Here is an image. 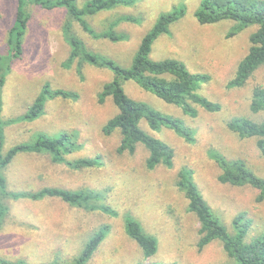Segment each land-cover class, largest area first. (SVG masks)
<instances>
[{"label":"rangeland","instance_id":"374dc122","mask_svg":"<svg viewBox=\"0 0 264 264\" xmlns=\"http://www.w3.org/2000/svg\"><path fill=\"white\" fill-rule=\"evenodd\" d=\"M24 1L21 17L27 16L28 21L20 36L21 52L16 54L7 44L11 27H21L14 21L16 1L0 0L3 150L31 144L37 136L58 138L68 133L65 142L72 143L74 149L66 159L97 158L98 164L72 170L64 164L51 163L47 155L19 154L4 172L7 189L14 193L42 188L92 192L100 198L99 205L112 214L84 212L58 199L7 200V217L0 228V259L25 264H73L92 234L104 226L105 238L88 264H233L217 240L199 250V224L186 211L187 202L176 183L182 170L190 172L203 199L230 235L235 233L231 221L241 212L250 220L247 241L264 233V201H255L257 191L219 183L220 171L210 157L212 154L228 161H243L256 176L264 178V157L256 147V139H240L226 128L234 117L262 118L251 115L249 105L253 88L264 87L263 67L242 88L226 87L248 52L249 36L255 27L230 35L233 22L200 25L194 17L200 0H121L123 3L114 10L82 17L93 33L83 31L77 21L68 22L73 36L92 52L128 68L141 38L156 18L172 9H184L183 17L170 27L169 33L153 43L149 59L172 58L190 74L205 75L207 81L198 84L195 93L220 104L221 110L207 113L197 107L196 118H190L180 108L141 90L133 81H123L122 88L129 99L179 119L193 133V143L187 144L172 131L162 128L152 132L143 122V130L174 151L171 169L160 166L147 170L148 153L141 145L131 155L117 154L119 133L107 136L102 131L117 113L110 98L98 103L103 85L112 80L113 74L106 68L89 65L79 73L77 61L67 68L69 47L62 37V26L67 21L65 10L44 9ZM87 1L74 0V5L82 9ZM109 31L120 40L111 42L101 37ZM44 84L70 96L47 99L41 115L32 121H21V115L37 100ZM127 217L156 239L153 257L145 259L126 235Z\"/></svg>","mask_w":264,"mask_h":264},{"label":"trees","instance_id":"16d2710c","mask_svg":"<svg viewBox=\"0 0 264 264\" xmlns=\"http://www.w3.org/2000/svg\"><path fill=\"white\" fill-rule=\"evenodd\" d=\"M15 1L17 12L14 21L21 27H11L8 31L7 44L17 54L21 52L22 40L20 36L28 17H21V7L25 1ZM28 1L44 9L62 8L63 11L65 10L67 21L62 26V37L69 47L67 68L77 61L76 67L79 73L84 65H89L106 68L113 74L112 80L103 85L98 96V103L102 104L110 98L117 110V113L102 128L104 135L107 136L115 131L119 133L120 144L116 150L117 154L131 155L135 152L137 145H141L148 153L145 160L147 170H154L160 166L166 169L172 168L173 149L143 130L141 127L143 122L152 132H158L165 128L175 133L187 144L194 141L191 129L184 126L179 119L162 115L144 102L129 99L122 88L123 81H133L141 90L153 94L166 104L180 108L182 113L190 118H196L197 107L207 113H217L221 110L220 104L211 102L195 93L196 86L207 81L208 78L205 75L190 74L181 62L172 58L161 61L149 59L153 43L160 36L168 34L170 27L183 17L185 11L182 7L162 13L156 18L150 30L141 38L130 67L123 68L95 54L84 42L78 41L72 34V26L68 23L77 21L83 31L88 32L89 29V33H93V28L88 27L87 29L88 25L84 23L82 17L114 10L117 4L123 3L121 0H89L82 9L76 8L74 0ZM194 17L200 25H213L223 21L233 22L230 35H234L235 32L242 29L255 27V31L249 36L250 47L247 54L237 65L234 77L226 84L228 89L242 88L257 70L264 68V0H200ZM89 37L92 38L90 35ZM101 37L111 42L120 40L112 31L102 34ZM2 85L3 70L0 68V87ZM69 96L68 92L51 89L50 86L44 84L39 97L21 115L20 120L27 122L36 119L43 113L44 103L47 99L57 97L67 99ZM249 111L251 115H261L262 118L253 120L248 117H234L226 123V128L240 139L255 138L256 147L264 157V87L253 88ZM68 136V133H63L58 138L37 136L31 144H17L4 151L3 123L0 119V228L7 217L6 201L19 198L33 201L58 199L68 206L84 210V212L97 210L102 214H112L107 207L99 205L100 198L92 192L42 188L35 192L14 193L7 189L4 172L19 154L47 155L51 163L64 164L72 170L95 167L98 164L97 158H83L74 161L66 159V155L74 149L72 143L65 142ZM210 157L214 158L216 167L220 171L219 183L234 187L247 186L257 191L258 194L255 198L257 203L264 201V178L256 176L243 161H228L222 156H212V154ZM176 186L187 202L186 211L192 214L199 224V250L217 240L233 264H264V233L247 241L246 234L250 227V220L247 219L245 213H238L232 219L231 225L235 233L230 235L203 199L190 172H187L186 169L182 170L178 175ZM124 227L126 235L141 250L145 259L156 254V239L146 234L138 222L127 217L124 220ZM105 230L107 227L103 226L92 234L73 264H88L103 242ZM0 264L25 263L0 259Z\"/></svg>","mask_w":264,"mask_h":264}]
</instances>
